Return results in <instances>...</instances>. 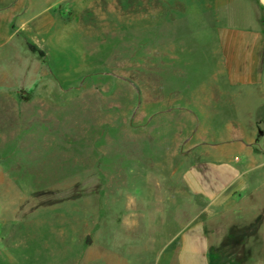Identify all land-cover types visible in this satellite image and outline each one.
<instances>
[{
  "label": "rangeland",
  "instance_id": "obj_1",
  "mask_svg": "<svg viewBox=\"0 0 264 264\" xmlns=\"http://www.w3.org/2000/svg\"><path fill=\"white\" fill-rule=\"evenodd\" d=\"M178 10L160 20V0H0V264H176L180 231L214 212L220 227L219 206L183 180L212 159L184 150L192 115L205 110L210 129L250 108L264 118V78L227 88L214 21ZM217 84L206 105H185Z\"/></svg>",
  "mask_w": 264,
  "mask_h": 264
},
{
  "label": "crops",
  "instance_id": "obj_2",
  "mask_svg": "<svg viewBox=\"0 0 264 264\" xmlns=\"http://www.w3.org/2000/svg\"><path fill=\"white\" fill-rule=\"evenodd\" d=\"M169 7L180 9L175 12L177 20L185 17L181 10H190L192 17L205 16L211 23L214 21L212 25L216 27L219 45L218 70L214 74L225 77L227 88L255 87L261 83L264 78V0H160V20L167 18ZM170 89L180 90L160 84V95ZM202 90L210 94H204L203 101L199 102L195 97L189 98L185 105H206L214 96L213 92L221 91L222 86L210 85ZM182 97L185 94L178 93L174 101ZM242 101L245 107H251L247 99ZM160 105L169 107L166 112L171 114L179 104H166L160 96ZM256 107H264V104ZM192 116L196 124L192 135L186 139L184 150L193 157L197 150H203L198 151L200 155L212 159L193 161L185 170L183 180L190 192L206 200L207 208L219 206L220 227L213 225L214 212L204 221L180 231L176 264H212L208 252L217 248L214 243L218 239L222 249L221 264H264V196L260 195L264 187V118L250 108L240 121L231 125L226 122L211 130L205 110Z\"/></svg>",
  "mask_w": 264,
  "mask_h": 264
}]
</instances>
